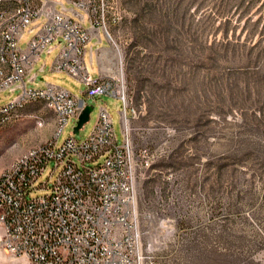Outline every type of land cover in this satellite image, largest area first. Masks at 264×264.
<instances>
[{
  "label": "rangeland",
  "instance_id": "rangeland-1",
  "mask_svg": "<svg viewBox=\"0 0 264 264\" xmlns=\"http://www.w3.org/2000/svg\"><path fill=\"white\" fill-rule=\"evenodd\" d=\"M37 30L23 34L22 49ZM102 30L87 49L109 46L101 74L120 78L126 113L120 97H87L84 82L55 71L61 45L53 43L26 87L65 89L91 108L90 118L79 133L70 119L57 141L54 110L44 102L19 108L0 127V177L32 151L84 141L106 108L117 143L128 130L139 164L143 264L148 244L153 264H264V0H115ZM86 66L98 77L89 55ZM15 87L0 93V107L22 95ZM145 148L150 167L139 156ZM62 170L50 161L27 199L50 194Z\"/></svg>",
  "mask_w": 264,
  "mask_h": 264
},
{
  "label": "built area",
  "instance_id": "built-area-1",
  "mask_svg": "<svg viewBox=\"0 0 264 264\" xmlns=\"http://www.w3.org/2000/svg\"><path fill=\"white\" fill-rule=\"evenodd\" d=\"M114 7L115 0H13V7L0 13V93L15 90L17 84L23 89L18 99L0 107V127L18 118V106L27 100L46 99L47 106L55 108L57 141L70 119L79 120L86 105L67 90L50 84L43 89L26 87V76L53 43L61 45L55 71L84 82L87 97H120L126 113L128 104L118 87L120 78L111 74L95 77L86 66L87 44L96 38L102 41V29ZM28 29L38 30L22 49L20 42ZM38 118L42 125L43 118ZM124 133L125 142L119 145L113 120L102 108L94 130L84 141L69 137L58 148L46 145L19 159L0 177V247L15 257H25L26 264H143L139 164L125 128ZM139 156L142 165L150 167L148 149ZM101 159L97 165H86ZM52 160L57 166L62 164L63 170L51 193L27 199ZM145 252L153 264L150 244Z\"/></svg>",
  "mask_w": 264,
  "mask_h": 264
},
{
  "label": "crops",
  "instance_id": "crops-1",
  "mask_svg": "<svg viewBox=\"0 0 264 264\" xmlns=\"http://www.w3.org/2000/svg\"><path fill=\"white\" fill-rule=\"evenodd\" d=\"M108 48H109V46L99 47L98 48L94 44H92L90 46V48H88V49L86 47V50H87L86 56L89 55V59H90L91 64L93 65L95 63V60L98 62V65H99V75H101V71H102V68L100 66V63H101L100 60H101V57L104 54L108 53V51H107ZM101 49H106V50L104 52H101L100 51ZM78 100H80L81 102L84 101V100H81V99H78ZM2 235H3V228L0 225V237ZM23 261L24 260L21 259L20 257H15V256L7 253L2 247H0V264H23ZM26 262L27 261L25 260V264H26Z\"/></svg>",
  "mask_w": 264,
  "mask_h": 264
},
{
  "label": "bare ground",
  "instance_id": "bare-ground-1",
  "mask_svg": "<svg viewBox=\"0 0 264 264\" xmlns=\"http://www.w3.org/2000/svg\"><path fill=\"white\" fill-rule=\"evenodd\" d=\"M13 7V0H3L0 1V13H2V11L8 10L9 8ZM36 102H44L47 106L46 103V99H39V100H27L25 102H23L22 104H20L18 106V109L23 107L24 105L28 104V103H36ZM48 108H51L52 110H54L57 120H58V113L56 112L55 108L53 106H47Z\"/></svg>",
  "mask_w": 264,
  "mask_h": 264
},
{
  "label": "water",
  "instance_id": "water-1",
  "mask_svg": "<svg viewBox=\"0 0 264 264\" xmlns=\"http://www.w3.org/2000/svg\"><path fill=\"white\" fill-rule=\"evenodd\" d=\"M90 111L91 108L88 106H85L83 109V112L79 118L78 125L75 128V133H79L80 129L85 125V123L89 120L90 118Z\"/></svg>",
  "mask_w": 264,
  "mask_h": 264
},
{
  "label": "trees",
  "instance_id": "trees-1",
  "mask_svg": "<svg viewBox=\"0 0 264 264\" xmlns=\"http://www.w3.org/2000/svg\"><path fill=\"white\" fill-rule=\"evenodd\" d=\"M36 103H38V102H36Z\"/></svg>",
  "mask_w": 264,
  "mask_h": 264
}]
</instances>
